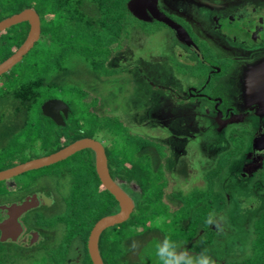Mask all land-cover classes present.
<instances>
[{"label":"trees","instance_id":"16d2710c","mask_svg":"<svg viewBox=\"0 0 264 264\" xmlns=\"http://www.w3.org/2000/svg\"><path fill=\"white\" fill-rule=\"evenodd\" d=\"M130 2L0 0V22L28 9L34 10L41 22L40 38L34 47L0 76H9L10 81L3 83L0 100L11 95L10 101L18 103L13 114L24 117L23 121H17L19 124L15 130L5 127L11 139L6 150L0 153V164H3L0 171L52 155L81 139L98 141L107 133L113 142V145L104 147L110 175L131 197L134 211L125 223L101 234L99 252L104 264H160L155 244L166 235L191 252L208 249L216 264H264V211L249 226L248 248L244 251L219 245L223 231L206 223L210 213L219 216L226 208L224 196L213 187L215 179L228 160L242 150L233 148L221 156L217 166L206 175V190L187 194L181 190L167 191L163 167L169 149L130 132L116 115H100L95 110L98 97L68 84L77 77L75 73L79 71L75 67L80 65L100 77L111 76L114 70L109 63L118 50L116 44L128 36V27L135 26L132 25L135 21L165 26L147 13L143 21L133 16ZM29 30L28 23H21L0 32V64L24 44ZM19 64L25 67L21 75L18 74L22 68ZM200 68H204L202 64ZM203 70L201 84L208 77L207 69ZM28 73L32 76L19 81V77ZM58 98L68 106L64 126L56 125L41 110L44 103ZM79 103L86 105L81 110L83 112L78 109ZM3 119L7 121L6 112ZM230 137L237 142L238 137ZM23 175L34 178L26 187L15 188L8 195L32 193L37 182L46 175L55 185L57 207L51 216L39 212L37 225L42 229L56 230L59 237L54 245L42 249L38 258L31 255L33 259L30 256L22 258L20 263L16 258H13L15 261L3 256L0 264H31L35 261L37 264H92L87 248L91 230L102 218L119 212L117 201L98 178L94 152L82 150L61 162ZM161 218L158 225L164 226L166 230L163 231L161 226H155ZM134 242L137 248L143 245L133 262L129 255L135 250Z\"/></svg>","mask_w":264,"mask_h":264},{"label":"rangeland","instance_id":"374dc122","mask_svg":"<svg viewBox=\"0 0 264 264\" xmlns=\"http://www.w3.org/2000/svg\"><path fill=\"white\" fill-rule=\"evenodd\" d=\"M150 1L159 11L176 21L197 47L202 46L206 50L208 61L214 59L217 52L223 48L220 46L222 35L215 30L212 14L241 6L243 10L238 9L241 15L240 12L244 11L242 6H250L245 9L244 14L247 15L249 10L255 7L264 17V0ZM194 1L196 6L205 7L206 11L202 16L192 12L195 10L191 8ZM132 25L135 26L128 27L130 31L128 36L121 38L116 44L118 50L114 52L109 63V67L114 70L111 76L100 77L80 65L75 67L79 71L75 73L77 77L72 78L68 84L86 90L90 96L98 97L99 103L95 110L100 115H116L125 122L130 132L161 143L169 149L163 167L164 178L168 182V186L165 187L167 191L181 190L187 194L206 190L208 187L206 175L217 166L226 151L237 148V142L230 140V135L233 134L235 138L242 137L245 130L251 131V135L247 137L249 148L228 160L213 186L226 200L225 210L214 217L215 223L212 224L215 229L223 231V240H219L218 243L224 248L233 247L235 251L238 249L244 251L248 248V228L264 211V154L256 155L255 148L250 144L251 137L256 134L257 127H260L261 119L257 113L252 115L254 120L250 118L238 120L234 115L226 119L220 116L221 112H217L212 104L201 99H193L188 94L190 90L188 88H193L195 83L202 82L205 73L203 68L182 66L178 56L186 50L169 28L150 21L148 23L135 21ZM242 25L243 23L238 21L237 30L227 29L223 36L234 33L238 37H243L244 34L238 29ZM251 55L252 63H256L257 60L261 62L264 59V50L253 51ZM20 69L18 74L21 75L25 67ZM31 76L29 73L22 75L19 81ZM258 77H262L261 82L257 83V88H260L264 83V73L252 76L254 79ZM10 78L12 81L15 80L12 76ZM227 80L229 82H225V89L233 81L232 77ZM8 81L9 76L0 78V94L3 92V83ZM252 91L254 92L253 89ZM11 98V95H7L4 100L3 98L0 100V153L6 150L11 139L5 127L15 130L19 124L17 121L24 120L23 115L21 117L13 114L18 103L11 102ZM54 100L62 101L59 98ZM82 103L78 105L80 111L86 106L81 105ZM5 112L7 121L3 119ZM250 122L257 123V126L253 124L256 126L255 128L252 126L253 131ZM98 142L104 147L113 145L107 133L102 134ZM1 166L3 164H0ZM46 177L43 176L42 182L40 180L41 183L34 191L48 194L50 191H55V185ZM33 178V176L21 175L13 182L21 181L27 185ZM4 186L7 187L6 182L1 183L0 187L3 192H7ZM158 224L155 226H161V231L166 230L164 226ZM57 238L56 236V241ZM194 245L198 244L194 243ZM139 248L136 246L129 255V259L133 262L137 259Z\"/></svg>","mask_w":264,"mask_h":264},{"label":"flooded vegetation","instance_id":"af4514ba","mask_svg":"<svg viewBox=\"0 0 264 264\" xmlns=\"http://www.w3.org/2000/svg\"><path fill=\"white\" fill-rule=\"evenodd\" d=\"M191 5H193L191 8L195 9L192 11L193 13L197 12L202 16V13L206 11L204 6H196L195 1ZM240 7L241 6H234L232 10L212 14L211 17H214L213 25H215V30L222 35V43L220 46L223 47L217 52V56H215L214 59H209L208 61L206 50L202 48V46L197 47L192 40L191 41L195 47L201 53L202 58L200 59L183 43L182 47L186 51H182L181 54L179 53L180 55L178 57L180 58L179 62H181L182 66L185 68L190 66L198 69L200 68V64H202L204 67L203 69H207V80L202 84L200 82L195 83L193 88H188V90L190 89L188 94L191 95L193 99H201L212 104V107L217 112H221L220 116L226 117V119H229L234 115L238 120H246L248 118L254 120L252 115L254 113L259 115L261 119L260 127H257L255 131L256 134L251 137L250 144H252V148H255L254 151L256 155H262L264 154V140L262 139L260 141L259 138L264 135V101L257 93V89H259L257 88V83L261 82L262 77L254 79L252 76L264 73V59L261 62L257 60L256 63H252L253 56L251 55V52L264 50V47L262 46L264 45V37H262L264 35V17L262 16L261 11L257 10L255 7H252L247 15L244 14L245 9L250 6H242L244 7V11L243 13L240 12L241 15H239L238 9L243 10ZM238 21L243 23L242 27H239L238 29H240V32H242L244 36L238 37L234 33L229 36H223L227 29L237 30L236 27L238 26H236V24ZM177 41L179 40L177 39ZM194 56L197 57L198 60H196ZM231 77L233 81L230 82L231 85L225 89V82L228 81L227 78ZM212 78L214 81H211ZM255 81L256 84L254 85ZM247 97L249 99H247ZM251 123L252 122H250L251 130H254L257 123ZM252 126H254V128H252ZM249 135H251V131L245 130L242 137H238L236 147L242 150V152L249 148V138H247ZM230 136L235 138L233 134ZM229 138L231 140V137ZM240 141L242 142V147ZM230 150L226 151V153ZM13 181L7 180L0 182V184L6 182L7 185V187L4 186L7 192H3V189L0 187V224L9 219L6 207H10L14 204H22L27 197H32L33 195H37L39 200V205L37 207L24 213L19 218L22 231L19 233L17 240H2L0 233V258L3 259V256L5 259L9 257L11 260L16 258L21 263L20 260L22 258H29V256L32 259V256L38 258L42 249H47L49 246L56 243V236L59 237V234L54 229L47 230L40 228L37 225V216L39 212L51 216L55 211L54 209L57 207V197L55 191H50L49 194L46 192L33 191L26 195H23L22 193H18L17 196L8 195V192H14L16 189L26 187V184L24 185L21 181L19 183ZM41 182L39 180L37 185ZM46 199L49 201V204H47L48 202H45ZM10 232H12L11 229L8 230V233ZM16 259L13 260L16 261ZM31 264H37V262L35 261Z\"/></svg>","mask_w":264,"mask_h":264},{"label":"water","instance_id":"95a60500","mask_svg":"<svg viewBox=\"0 0 264 264\" xmlns=\"http://www.w3.org/2000/svg\"><path fill=\"white\" fill-rule=\"evenodd\" d=\"M129 9L132 15L139 20H143L145 18V14L147 13L153 20L168 27L175 33L177 39L181 43L190 48L200 59L202 58L201 53L195 47L187 33H185V31L181 28V26L167 17L161 11H159L150 0H131ZM21 23L29 24L30 30L28 36L24 44L17 50L16 53L5 62L0 64V76L8 72L12 67L19 63L22 58L34 47V45L40 38V18L37 13L31 9L25 10L20 14L14 15L1 21L0 32H3ZM257 90L258 95L264 101V83L263 87L261 86ZM41 110L42 114L46 118L52 120L56 125H65L64 119L67 118L68 115V106L64 102L60 100H50L42 105ZM262 139L264 140V135L259 138L260 141ZM86 149H90L94 152L96 160V173L101 182V185L115 198L119 207V212L117 214L107 216L99 220L95 224L89 235L87 248L92 264H104L99 252L100 236L105 230L125 223L134 211V203L131 197L120 187L119 183H116L112 179L108 168L105 148L100 142L93 139H81L52 155L37 158L0 172V182L13 179L27 172L51 166L69 158L77 152ZM33 199H35V203L28 204V202L31 200L33 201ZM45 202H48L47 204H49V201L47 199ZM38 205V196L33 195L32 197H27L22 204H14L10 207H6V209L8 210L9 219L0 224V233L2 240H17L19 233L22 231L19 218L24 213L34 209ZM9 228L12 230V232L10 233H8Z\"/></svg>","mask_w":264,"mask_h":264},{"label":"clouds","instance_id":"9594fccd","mask_svg":"<svg viewBox=\"0 0 264 264\" xmlns=\"http://www.w3.org/2000/svg\"><path fill=\"white\" fill-rule=\"evenodd\" d=\"M159 222L160 221L158 220L157 223ZM206 223L209 225L215 223L213 214H209ZM136 246L137 245L134 242L133 248ZM155 248L156 256L158 257L160 264H216V261L209 254L208 249H201L198 253H193L187 248H181L167 235L163 240L156 242Z\"/></svg>","mask_w":264,"mask_h":264},{"label":"bare ground","instance_id":"6f19581e","mask_svg":"<svg viewBox=\"0 0 264 264\" xmlns=\"http://www.w3.org/2000/svg\"><path fill=\"white\" fill-rule=\"evenodd\" d=\"M33 201H34V202H33ZM33 201H32V200L29 201L28 204H29V203H32V204L35 203V199H33ZM30 206H31V205H30ZM9 229H10V228H9Z\"/></svg>","mask_w":264,"mask_h":264}]
</instances>
